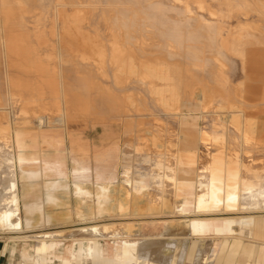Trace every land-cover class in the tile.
I'll use <instances>...</instances> for the list:
<instances>
[{
	"label": "bare ground",
	"instance_id": "6f19581e",
	"mask_svg": "<svg viewBox=\"0 0 264 264\" xmlns=\"http://www.w3.org/2000/svg\"><path fill=\"white\" fill-rule=\"evenodd\" d=\"M12 17L19 21L15 22ZM14 22L23 28L22 33L34 35L30 41L9 38L11 32H19L13 27ZM7 32L9 37L3 35ZM48 32L67 34L66 39L74 33L82 34L83 52L74 60L72 53L68 57L59 45L61 42L66 45L67 41L62 39L57 42L61 52L54 53L58 55L55 65V56L49 53L28 60L11 58L9 51H27L34 49V44L45 43L42 47L49 50L53 42H37L33 38ZM1 33L0 65L6 69L0 72V231L22 229L18 166L22 149L30 147L34 139L31 134L59 129L66 132L85 123H122V169L120 181L115 185L75 182L72 190L78 201L85 197L98 198L100 191L109 194L118 185L120 197L123 196L119 209L125 216L130 213L127 209L133 191L141 188L144 192L139 196L148 207L145 211L157 210V214L168 209L165 211L168 214H182V217L162 218L150 224L143 221L135 230L132 226L97 223L27 233L26 237L39 239L36 243L39 253H46L47 241L51 238L113 237L122 239L124 257L143 260L140 264H164L163 256L168 253L165 260L170 263L178 248L171 237L189 234L193 218L264 210V147L258 146L254 125L247 124L242 115L252 105L245 103L244 97H252L241 90L242 83L237 84L243 73L250 75L251 81H259L258 76L264 78V0H0ZM153 48L166 51L169 59L172 56L170 61L178 57L181 62L182 57L184 66L179 64L178 70L185 67L184 77L173 72L171 76L167 69L166 75L161 70L156 78L154 73L158 68H151L153 75L145 70L148 63L143 57ZM71 52L74 53L73 49ZM131 66L139 69L134 67L130 78L125 69ZM50 71L58 72L57 87L46 85ZM198 73H205L208 77H204L209 78V81L203 80L206 84L201 93L203 81L194 80L199 78L195 75ZM242 77V81H250L248 76ZM197 83L202 85L199 84L201 89ZM210 83H216L213 84L216 91ZM179 90L190 96L182 104H178ZM165 94L173 96L176 102L167 100ZM260 103L264 104L263 98ZM197 105L201 120L205 121L203 126L199 125L193 211L185 213L181 200H175L180 185L177 180L179 138L185 108L192 112ZM220 111H227L231 118L243 116L244 119L233 122L226 116L224 120L218 115ZM149 116L155 119L146 121L151 124L147 133L152 134L153 143L144 147L136 128L145 124L143 120ZM159 135H165L160 142ZM145 177L149 178L147 185L141 183ZM254 218L252 215L237 217L239 233L247 231L253 235ZM135 232L140 237L135 238L138 235ZM210 245V242L203 244L196 264H211Z\"/></svg>",
	"mask_w": 264,
	"mask_h": 264
},
{
	"label": "crops",
	"instance_id": "0c3cea01",
	"mask_svg": "<svg viewBox=\"0 0 264 264\" xmlns=\"http://www.w3.org/2000/svg\"><path fill=\"white\" fill-rule=\"evenodd\" d=\"M185 118L186 116L181 123L179 138L177 180L180 185L175 200H181L183 212L188 213L193 211V198L197 189L195 181L198 180L200 136L199 128L193 124L192 126L184 125ZM85 125H81L83 128L80 125H78L79 128L71 127L66 132L59 129L48 133L31 134L34 139L30 142V147L22 149L23 157L18 166L20 216L22 215L23 225L22 229L0 231V243L3 244L0 258L5 255L12 256L16 251L15 242L22 241L25 243L21 251L22 264H140L143 260L124 257L121 238H76L74 236L51 238L47 241L46 253H39L36 244L39 239H33L34 237H29V239L25 235L49 231L45 227L53 225H57L56 230H60L97 223L101 225L111 223L117 226H132L135 230L138 228L137 225L143 221L150 224L154 221H161L162 218L164 220L171 217H182V214H168L165 212L168 209L161 210L157 214V210L145 211L148 207L143 197L139 196L144 192L141 188L133 191L131 201L128 202L130 206L127 209L130 213L125 216L119 209L123 196L120 197L118 185L115 187L116 192L112 190L109 194L107 192L102 194L100 191L98 198L85 197L83 201H78L73 193L75 182L115 185L120 181L122 169V152L120 151L123 144V132L116 134L115 131V127L119 124L85 123ZM99 126L102 127L99 137L91 139L85 136L83 131L87 127L98 128ZM115 135L117 139L110 145H105L106 141L114 139ZM57 139H60V142L57 143ZM147 142L144 138L141 139L142 146H150ZM141 183L147 185L149 178L145 177ZM242 215L255 216L253 235L247 234V231L239 233L240 226L236 218ZM78 218H83L84 221L78 222ZM117 218L122 220H117ZM134 234H138L134 236L135 238L140 237L138 232ZM181 234L174 237L169 236L178 248L170 263H168L169 260H165L166 255L169 254H164V264H187V262L196 264L198 253L203 246L202 242L211 243V260H213L211 264H264V210L221 213L193 218L190 233ZM6 235L8 240L5 242L2 238ZM169 237L164 238L167 240ZM31 241L34 244L29 246Z\"/></svg>",
	"mask_w": 264,
	"mask_h": 264
},
{
	"label": "rangeland",
	"instance_id": "374dc122",
	"mask_svg": "<svg viewBox=\"0 0 264 264\" xmlns=\"http://www.w3.org/2000/svg\"><path fill=\"white\" fill-rule=\"evenodd\" d=\"M33 4H34V2H33ZM30 10V9H29ZM18 18H15V17H12V20H14L15 22H17V21H19V19L17 20ZM15 22H14V24H15ZM19 23V22H18ZM17 24V23H16ZM15 24V25H16ZM13 26V27H15V29L16 30H19V32H11L12 34H11V36L12 37H9L10 35H9V32H7V33H3V35L4 36H7V37H9V38H11L12 40H22V41H30V39L32 38V36H34V35H30V33L28 32V33H26V32H24V33H22L21 31L23 30V28L22 27H20V25L19 24H17L16 26ZM21 30V31H20ZM26 30V29H25ZM15 34L17 35V37H14L15 36ZM24 36H23V35ZM29 34V35H28ZM32 34V33H31ZM75 35H72V36H69L67 39L69 40L70 38H71V40H69V42H68V40L66 39V36H68L67 34H62V36L63 37H65V38H63L62 36H61V34H59V33H56V34H54L53 35V33L52 32H48V33H46V34H37V35H35V37H33V38H35L34 40H36L37 42L39 41V42H43L44 40L45 41H50V42H53V43H50L51 45H52V47H50L49 48V50H48V48H47V50H46V48L44 49L42 46H44V44L45 43H40V44H34V46L35 47H33L34 49H28L27 51L26 50H20V51H9V53H11L12 55H11V58H27L26 60H28V58H30V57H40V56H43V55H45V54H51L53 57L55 56V59H53V61H54V65H55V62H58L57 60V57L56 56H58V55H54V53L56 54V53H58V52H61V50L59 49L60 48V46H61V48L63 49V51H65L64 52V54L65 55H70L71 53H72V55L74 56H72L73 57V60H74V58H77V54L78 53H80V51H82L83 52V50H81V47H83V43H81V42H83V38H82V34H76V33H74ZM2 35V33L0 34V36ZM2 35V36H3ZM48 35H49V37H48ZM66 35V36H65ZM80 37H79V36ZM19 36H21V37H19ZM60 36V37H59ZM38 37H40V38H38ZM43 39H42V38ZM58 37V38H57ZM78 37V38H77ZM26 38V39H25ZM51 38V39H50ZM57 38V39H56ZM74 38H76V40H74L75 42H77V44L76 43H74V41H73V39ZM81 38V39H80ZM40 39V40H39ZM48 39H50V40H48ZM55 39V40H54ZM63 39V41H65V43H66V41H67V43H74L73 45L71 44H67L66 43V45L64 44V42L62 43L61 42V40ZM65 39V40H64ZM79 39V40H78ZM53 40V41H52ZM57 40V41H56ZM60 40V41H59ZM0 41H2V39L0 40ZM32 41V40H31ZM55 42H56V44H55ZM57 42L59 43V42H61L62 44H63V46L61 45V43L58 45L57 44ZM55 45H57V47L55 46ZM65 45V46H64ZM70 45V46H69ZM38 46H40V48L38 47ZM59 47V48H58ZM63 47H65V48H63ZM56 48H58V49H56ZM43 49V50H42ZM56 49V50H55ZM71 49H73V51H74V53L73 52H71ZM76 49V50H75ZM79 51H78V50ZM154 49V48H153ZM150 50V52H149V54H146L144 57H143V59L145 58L146 60H145V62L146 63H148L147 65V68L145 69V70H148L149 72H150V74L152 73V75H153V70L151 69L152 67H153V69H155L156 70V68H158L157 70H159L158 72H157V70H156V73H154L155 74V77H156V75H157V73L159 74L160 73V75H161V70H164V73H162V75H166L165 74V72H167V69L169 70L168 71V73H169V75H171V72H173V73H175V74H181V77H184V75H185V67H182V69H180V70H178L179 68H178V65L179 66H181V65H183L184 64V59L181 57L180 58V60H181V62H183V63H181V62H178L179 61V58L178 57H174L173 58V61H170L172 58V56L170 57V59H169V54L165 51H161V52H159L160 50L159 49H157L156 50V48L154 49V50ZM34 50H36V51H34ZM40 50V51H39ZM44 50L46 51V52H44ZM37 51L39 52L38 53V55H37ZM75 51H76V53H75ZM152 51H154V52H152ZM0 56L1 55H3V53H2V49H0ZM33 52H34V54H33ZM41 52H42V54H41ZM43 52H44V54H43ZM68 52H69V54H68ZM152 52V53H151ZM156 52V53H155ZM36 53V54H35ZM53 53V54H52ZM151 53V54H150ZM155 53V54H154ZM167 53V54H166ZM74 54H76V57H75V55ZM20 55V56H19ZM150 55V56H149ZM156 55V56H155ZM168 55V56H167ZM148 56H149V58H148ZM159 56H160V58H159ZM69 57V56H68ZM147 57V58H146ZM158 57V58H157ZM155 58V59H154ZM162 59V60H161ZM183 59V60H182ZM151 61V62H149V61ZM238 60H239V58H238ZM177 63H176V62ZM175 62V63H174ZM154 63V64H153ZM150 64V65H149ZM175 65H177V66H175ZM171 66V67H170ZM184 66V65H183ZM4 67V68H3ZM135 68H136V70H138L139 69V67H136V66H134ZM134 67L133 66H131V67H128L127 69H125V72L127 73V75L128 76H130V78H131V73H134ZM143 67V66H142ZM142 67H140V70H141V68ZM150 67V70L148 69ZM160 67V68H159ZM168 67V68H167ZM170 67V68H169ZM174 67V68H173ZM1 68H2V70H1ZM66 68V67H65ZM138 68V69H137ZM165 68V69H164ZM172 68V69H171ZM3 69H6L5 68V65H0V72H3ZM69 69V68H68ZM170 69H171V71H170ZM177 69V70H176ZM133 70V71H132ZM142 70H144L143 68H142ZM144 70V71H145ZM155 70H154V72H155ZM166 70V71H165ZM173 70V71H172ZM152 71V72H151ZM161 71V72H160ZM4 72H5V70H4ZM3 72V73H4ZM184 72V73H183ZM251 72V71H250ZM56 73V74H55ZM57 73L58 72H54V71H50V72H48V78H47V80H45L46 81V85H48L49 87L50 86H52V84L54 85V84H56L55 85V87H57L58 86V78H57ZM262 74H264V73H262ZM53 75H55V76H53ZM168 75V76H169ZM173 76H174V74H172ZM171 75V76H172ZM183 75V76H182ZM195 75H197V77L196 78H198V79H194V80H196V81H203L204 79V81L206 82V81H209L208 79H207V77H208V75H206L205 73H202V74H195ZM201 77H200V76ZM203 75V76H202ZM244 75V79H246L247 78V76H248V80H250V81H247V80H244V81H242L243 79V76ZM204 76H207V77H204ZM250 75H248L247 73H243V74H241V76H240V78L242 79H240L239 80V83H237V84H240V83H242V87H243V89H241V90H244L245 91V93H246V95L247 96H251L252 98H247L246 96L244 97V102L246 103H250V104H252L251 105V107H248V108H246V110H245V112L246 113H244V114H242L244 117H245V121H247V124L248 123H250V124H252V125H254V128H255V140H256V142L258 143V146H261L262 148L264 147V104H261L260 103V101L262 100V98L264 99V95H262L263 94V92H264V80H262V78L263 77H261V76H258L260 79H259V81L258 80H253V81H251V77H249ZM256 76V75H255ZM203 77V79H201ZM157 78V77H156ZM50 79V80H49ZM201 79V80H200ZM264 79V78H263ZM155 80H157V79H155ZM159 80V79H158ZM175 80V79H174ZM174 80H172V82L174 81ZM184 80V79H183ZM56 81H57V83H56ZM203 81V82H204ZM254 81H256V82H254ZM51 82V83H50ZM160 82V81H159ZM176 82H177V80H176ZM201 83L202 85L204 84V86H202L200 83H197L198 84V88L199 89H201V87H200V85L202 86V89L200 90V93H201V91H203L204 90V88H205V82L204 83ZM251 82V83H250ZM254 82V83H253ZM258 82V83H257ZM200 84V85H199ZM211 85H212V87L214 86L215 88H216V85H213V84H216V83H210ZM257 85V86H256ZM43 86H45V85H42V89L44 90V93H45V87H43ZM204 87V88H203ZM213 87V90L214 91H216L215 90V88ZM241 86H239V88H240ZM24 88V87H23ZM197 88V89H198ZM256 88H258V89H256ZM56 89V88H55ZM54 89V90H55ZM184 89V88H183ZM196 89V90H197ZM256 89V90H255ZM263 89V90H262ZM258 90V91H257ZM180 91V90H179ZM199 91V90H198ZM255 91H257V94L259 95V98L258 97H256V96H258L257 94L256 95H254V92ZM197 91H195V93H196ZM44 93L43 94H41V95H44ZM56 93V92H55ZM182 93V91H180V95H179V98H178V104L180 103V104H182L183 102H184V99H186V100H188L189 98H190V96H187L186 94L184 95L183 93ZM241 93V92H240ZM248 93H250V94H248ZM53 94H54V92H53ZM262 95V96H261ZM53 96V95H52ZM181 96V97H180ZM186 96H187V98H186ZM141 97H143L144 98V96L142 95ZM146 97V96H145ZM164 97H166V99L167 100H169L170 99V101L171 102H176V100H175V98L173 97V96H171V95H169V94H165V96ZM182 98V99H181ZM258 98V99H257ZM1 99V98H0ZM258 101H257V100ZM181 100V101H180ZM243 100V99H242ZM1 101V100H0ZM194 101V100H193ZM254 102V103H253ZM30 103V102H29ZM31 103H33V102H31ZM259 103V106H256V107H254V105L255 104H258ZM26 104H28V103H26ZM190 106V105H189ZM214 107H215V104L213 105ZM226 106H227V104H226ZM229 107V106H228ZM252 107H254V108H252ZM257 107H258V110H257ZM222 110V109H221ZM225 110V109H224ZM227 110V109H226ZM253 110V111H252ZM254 110H256V111H254ZM224 112V113H223ZM248 112V113H247ZM219 113H221V114H219ZM218 113V115H220L219 117H223V119L226 117V116H228V118H231L230 117V115L231 114H229V113H227V111L225 112V111H220ZM151 114V113H150ZM184 114H185V116H186V122L184 123V125L186 126H192V124L195 126V127H197V128H199V125H201V126H203L204 125V119L203 120H201V113H200V106L199 105H197L196 107H193V111L192 112H189L188 110H187V107L185 108V111H184ZM223 114V115H222ZM248 114V115H247ZM218 115H217V117H218ZM246 115V116H245ZM243 116L241 117H235V118H231V120L233 121V122H239V121H241L242 119H244L243 118ZM218 117V118H219ZM149 118V119H148ZM150 119H152V120H155L154 119V117H152V116H149V117H146V118H144V120L143 121H145V124H142L141 126H139V127H137L136 128V132L138 133V135L140 136V137H142V138H144L145 140H147L148 142H147V144L148 143H150L149 145H152V141H151V139H152V134H149V133H147L148 131V129H150V126H151V124H146L147 122L146 121H148V120H150ZM227 118H225L224 120H226ZM202 123V124H201ZM94 124H98V123H94ZM258 125H259V127H258ZM146 126V127H145ZM146 129V130H145ZM123 130H124V127H123V125H122V123H120L118 126H116L115 127V131H116V134H121L122 132H123ZM257 131V132H256ZM84 134H85V136H87L88 138H91V139H93V138H96V137H99L100 136V134H101V132H102V127H98V128H92V127H87L84 131ZM155 135H156V133H155ZM149 136H150V139H149ZM191 136H193V135H191ZM119 137V136H118ZM158 138H159V142L160 141H162L163 140V137H165V135L164 136H161V135H159V136H157ZM258 137V138H257ZM115 139H117V136L115 135L114 136V139L112 138V139H109V140H107L106 141V143H105V145H110L111 144V142L112 141H114ZM156 142V144L157 143H159L158 141H155ZM183 146L185 147V143L183 144ZM117 220H122V219H120V218H117ZM76 225H79V224H76ZM46 228V230H54V229H56V228H58V226L57 225H53V226H51V227H45ZM5 242L8 240L7 239V235L5 236V238H2ZM69 240V239H68ZM207 240V239H206ZM67 242V241H66ZM16 244H15V248H16V251H15V253H13V255L11 256V255H5V256H2L1 258H0V264H7V263H9V264H22V253H21V251H22V248L25 246V243L24 242H22V241H17V242H15ZM29 246H32L33 244H34V242L33 241H31V242H29ZM201 244H206V242H202ZM2 246H3V244L2 243H0V250H2ZM187 264H191L190 262H187Z\"/></svg>",
	"mask_w": 264,
	"mask_h": 264
}]
</instances>
